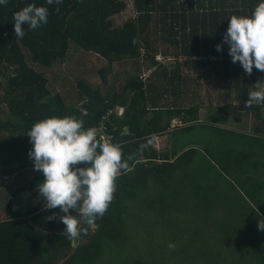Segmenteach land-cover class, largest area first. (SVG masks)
Segmentation results:
<instances>
[{"label":"trees","instance_id":"trees-1","mask_svg":"<svg viewBox=\"0 0 264 264\" xmlns=\"http://www.w3.org/2000/svg\"><path fill=\"white\" fill-rule=\"evenodd\" d=\"M257 2L133 0L135 17L118 26L114 18L126 11L128 4L125 0H61L58 6L47 5L46 25L26 29L20 39L13 32V13L28 3L44 5L45 0H7L0 6V91L3 92L0 96V165L3 173L10 175L18 168L33 169L28 156L32 145L26 132L34 122L51 116H73L82 120L85 128L98 129L104 125V135L111 136V142L120 144L122 158L130 157L127 169L121 170L116 178V190L104 215L95 221V227L82 225L86 231L81 234V240L86 242L74 250V239L70 240L62 233L65 226L59 220L63 213L58 207L35 206L25 213L13 208V197L18 194H39L37 185L42 182L43 175L35 170L31 181L18 187L11 200L0 209V264H40L41 257L48 255L49 247L55 250L51 264L59 261V264H67L78 255L82 256V261L90 259L88 262H91L100 257L105 246L118 249L117 245L124 244L130 236L131 225L138 219H144L148 224L147 215L152 212L154 216L155 210L156 223L148 224L153 228L163 221L169 208L175 207L174 211H177L183 205L179 199L185 198L187 184L189 191L208 201L209 194L221 188L219 184L218 187L213 184V178L220 172L240 175L242 190L260 201V193L264 191V179L261 180L264 164L259 162V157L264 159V148H255V142L251 145L250 153L255 157L252 160L247 157L249 152L241 151L239 147H221L220 144L203 153L192 147L181 153L174 147L170 152H161L152 145L158 135L168 133L171 136L180 130L188 133L202 125L221 137L222 143L234 141L231 138L236 135L233 131L199 121L201 106H185L177 100L168 103L166 96L175 95L179 100L191 90L190 79L184 78L183 74L186 65L192 69L209 67L210 77H220L225 84L229 82V94L233 93L240 104L223 105L218 109L250 111L257 125L253 134L240 133L235 138L244 147L251 139L264 147V138L260 137L264 136V104L250 107L243 104L253 85L258 80L264 81V72L253 68L251 74H246L239 62L231 61L228 46L222 44L228 17L250 14ZM154 17L162 24L160 30L164 33V40L179 50L180 54L171 66L158 62L152 54L150 42L145 39L152 31ZM218 43L222 44L220 51L215 47ZM73 48L102 57L108 62V71L115 62L121 65L127 58H141L142 65L149 63L152 71L147 78L137 74L113 83L106 91L86 82L84 74L80 73L82 76L75 84L78 93L71 100L65 92L52 93L46 75L30 63L52 68L66 60ZM99 72L104 79L107 77L105 69ZM85 97L87 101L83 102ZM1 104H5L6 109L1 108ZM116 107H123L124 113L117 115ZM180 117L186 126H172V122ZM177 135L173 138V145L177 142ZM141 144L146 145L142 150ZM15 165L17 167L13 168ZM199 187L202 189L197 190ZM54 213L55 218L48 219ZM205 231L216 237L214 231ZM226 234L230 236L228 231ZM250 235L252 245L257 247L254 243L257 233L250 231L247 238ZM221 255L224 257L208 261L232 264L229 257Z\"/></svg>","mask_w":264,"mask_h":264},{"label":"rangeland","instance_id":"rangeland-1","mask_svg":"<svg viewBox=\"0 0 264 264\" xmlns=\"http://www.w3.org/2000/svg\"><path fill=\"white\" fill-rule=\"evenodd\" d=\"M125 1L128 4L127 9L114 18L115 25H122L127 19L136 15L132 5L133 0ZM161 26L162 24L156 19L152 24L151 33L145 39L150 42L152 54L155 55L158 62L171 66L175 63V59L180 53L177 47L164 40V33L160 30ZM165 38L167 39L166 36ZM30 64L37 71L46 75L52 93L65 92L71 100L78 93L75 84L82 74H84L86 82L94 86H100L103 91H106L112 87L113 83L115 85L137 74L147 78L152 71L149 69L151 67L149 63L142 65L141 58H127L122 61L121 65L115 62L111 70L108 71V62L105 59L93 52L84 53L83 50L77 48L69 51L66 60L56 63L52 68H41L38 65ZM183 68L184 78L190 79L189 87L191 90L188 95H183L179 100L178 96L175 95L166 96L169 104L176 100L185 106H208L211 101H213V105L218 106L230 107V105L236 106L240 104L233 93L229 94V82L225 84L220 77L209 76V67H194L192 69L184 65ZM101 69L106 71L107 77L105 79L99 72ZM105 80L107 81L106 83ZM1 95H3L2 90L0 91ZM1 108L6 109L5 104H1ZM237 111L240 110L235 109L230 113L226 123H223L219 116L217 120H212L211 118L206 120L204 113H202V118L200 119L209 126L214 124L219 127L230 128L233 130L234 135L236 134V137L241 135L240 133L252 135L253 128L257 126L253 115L249 112L241 113ZM115 113L122 115L124 108L116 107ZM172 125L180 128L186 126V124L182 123L181 117L174 120ZM208 128L202 125L186 134L173 132L171 134L172 138L168 133L161 136L158 135L152 145L161 152H170V149L174 147L181 153L192 147L203 153L206 152L207 148L217 147L220 144L221 147H239L241 151L249 152L247 157L251 160L252 157L255 159L253 154L250 153L251 145L254 142L255 148H264L255 139L253 141L252 139H247L249 142L244 147L240 141H237L235 136H230L234 139L233 143L230 141L222 143L221 137L219 138L216 134L211 133ZM176 135L177 142L173 145L172 141ZM260 137L264 138V136ZM259 162L264 164V159L259 157ZM15 167L17 165L13 168ZM208 168H210V164H208ZM3 170L0 165V209L5 207L8 201L11 200L13 192L18 187L31 181L35 172L34 169L18 168L16 172L5 175ZM218 175L213 178V184L214 186L217 185V187L219 184L221 188L218 187V190L210 193L208 201H205L204 197L189 191L190 188L187 184L184 194L185 198L179 199L183 205L181 204L177 211H174L175 207L167 210L168 214L164 219H167L168 223L162 219L164 222H158L155 226L153 225V228L149 226L152 223H156L154 210V216L152 212L147 215L149 217L147 220L149 225L144 222V219H138L134 225H131L128 240L124 244L117 245L119 246L118 249L113 248L114 246L112 245L110 247L105 246L100 257L91 260V262H88L90 259L82 261V256L78 255L67 264H217V261L211 262L208 260L210 258L224 257L221 254L229 257L232 260V264H262L264 262V230L258 229L257 225L259 222L264 224V191L260 193V201H257L252 196L253 194L247 195L242 190V182L239 180L240 175H226L225 172H220ZM262 179H264V174L261 176ZM201 189L199 187L197 190ZM174 200H177V198ZM13 203V208L23 213L35 206L44 208L43 197L40 194L34 196L31 192H23L13 197ZM70 212L72 215H77L74 209ZM160 215L163 218L162 210ZM206 229L211 230V232L214 231L216 237H212L210 231H205ZM227 231L230 236L226 234ZM250 231L257 233V240H254L257 247L252 245L251 235L248 238L246 236ZM81 237L80 235L73 240L75 243L74 246L72 245L73 250L78 245L86 242L82 241ZM239 239L243 240L239 241ZM169 242L174 243L175 247L172 249L168 248ZM53 250V247H49L48 255L45 258L41 257L40 264L43 262L51 264L50 260H53L52 258L55 255ZM73 250L72 252H74ZM56 257L59 259V256Z\"/></svg>","mask_w":264,"mask_h":264},{"label":"clouds","instance_id":"clouds-1","mask_svg":"<svg viewBox=\"0 0 264 264\" xmlns=\"http://www.w3.org/2000/svg\"><path fill=\"white\" fill-rule=\"evenodd\" d=\"M7 0H0V6ZM61 0H45L44 5L28 3L13 13V32L17 39L23 38L25 30H34L46 25L49 8L58 6ZM228 26L222 35V44L233 63L239 62L246 74L253 68L264 72V0H258L250 14H233L228 17ZM217 44L216 50L222 49ZM87 98H83L86 102ZM246 107L264 104V81L258 80L247 93ZM32 147L28 156L33 169L43 175L37 185L43 197V207L59 208L63 215L62 233L68 239H75L86 231L82 225L95 227V221L102 217L116 190V178L128 167L122 158L120 144L98 138L95 127L85 128L83 121L73 116H51L32 124L26 132ZM146 145L141 144L140 149ZM77 215H72L70 210ZM55 213L48 216L54 219ZM264 230V224L258 223ZM175 245L168 243V248Z\"/></svg>","mask_w":264,"mask_h":264},{"label":"crops","instance_id":"crops-1","mask_svg":"<svg viewBox=\"0 0 264 264\" xmlns=\"http://www.w3.org/2000/svg\"><path fill=\"white\" fill-rule=\"evenodd\" d=\"M200 110H199V121L201 123H203V120H201L200 118H202V113H204L206 115V120L207 118H211L212 120H217V117L219 116V118L222 120L223 123H226L227 121V118L230 117V113L235 110V109H231V108H228L226 110H219L218 109V105H213V101H211V104L209 103L208 106H204V105H200ZM221 111H223V113H221ZM237 112H241V113H250L252 115V113L250 111H237ZM218 118V119H219ZM210 123V122H208ZM212 123V121H211ZM205 124V123H204ZM173 126V125H172ZM213 126H216L213 124ZM218 128H221V129H224V130H229V131H233L232 129L230 128H226V127H219V126H216ZM180 132H184V130H180ZM186 134V133H185ZM241 134H244V133H241ZM249 134V133H247Z\"/></svg>","mask_w":264,"mask_h":264},{"label":"built area","instance_id":"built-area-1","mask_svg":"<svg viewBox=\"0 0 264 264\" xmlns=\"http://www.w3.org/2000/svg\"><path fill=\"white\" fill-rule=\"evenodd\" d=\"M145 78V77H144ZM105 126L104 125H102V126H100L97 130H98V138H100V139H104V140H108V141H110L111 142V140H112V137L111 136H105L104 135V133H103V131L105 130ZM99 133L101 134V135H99Z\"/></svg>","mask_w":264,"mask_h":264},{"label":"water","instance_id":"water-1","mask_svg":"<svg viewBox=\"0 0 264 264\" xmlns=\"http://www.w3.org/2000/svg\"><path fill=\"white\" fill-rule=\"evenodd\" d=\"M72 245H73V246L75 245L74 241H73Z\"/></svg>","mask_w":264,"mask_h":264}]
</instances>
